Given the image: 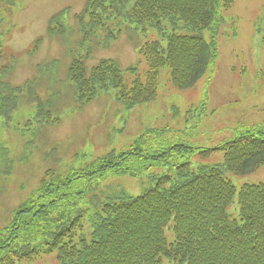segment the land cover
<instances>
[{"label":"trees","instance_id":"16d2710c","mask_svg":"<svg viewBox=\"0 0 264 264\" xmlns=\"http://www.w3.org/2000/svg\"><path fill=\"white\" fill-rule=\"evenodd\" d=\"M233 3L84 0L73 24L63 9L47 25L49 38L69 46L71 59L60 87L70 89L78 108L113 93L126 110L156 99L162 69L178 88H192L213 71L225 14ZM16 9L15 0H0V60ZM149 32L155 34L151 40ZM124 33L139 61L122 67L109 58L86 66L96 46L107 48ZM41 41L33 42L29 55L37 53ZM15 65L13 55L0 65V134L15 124L14 112L24 99L31 107L21 128L32 126L20 133L26 164L37 128L59 123L65 105L58 102L57 91L50 98L38 97L42 86L50 91L59 85L58 59L36 65L35 77L17 86L9 79ZM178 132L148 128L128 150L109 151L82 168L46 167L0 228V264H34L50 254L57 264H264V182L241 186L233 217L229 208L236 189L226 178L264 166V125L249 126L213 148L188 145ZM217 152L221 163L192 169L194 158ZM13 163L9 149L0 144V192ZM124 176L141 185L144 178L148 186L137 196L112 188L109 181Z\"/></svg>","mask_w":264,"mask_h":264},{"label":"rangeland","instance_id":"374dc122","mask_svg":"<svg viewBox=\"0 0 264 264\" xmlns=\"http://www.w3.org/2000/svg\"><path fill=\"white\" fill-rule=\"evenodd\" d=\"M15 2L17 9L11 26L5 30V55L0 65L8 63L10 56H15V70L9 79L13 86H17L35 77L36 65L58 59L60 67L56 81L59 85L52 86L50 91L42 86L38 97L50 98L52 91H57L61 95L57 100L65 107L59 123L37 128L26 164L24 139L20 133H25L32 126L21 128L31 107L24 99L20 100L13 115L18 130H14L15 124H11L10 129L1 132L0 144L9 149L14 163L5 190L0 192V228L8 213L35 189L46 167L59 164L61 170L82 168L109 151L119 153L128 150L134 139L148 128L179 130L180 141L194 147L213 148L235 138L249 126L264 125V0H234L225 14L213 75L206 72L194 87L181 89L170 81L167 70L162 69L156 99L130 111L113 100V93L78 108L73 104L70 89L60 87L71 57L66 56L69 46L48 37V20L59 11L68 9L69 21L73 24V16L80 12L84 0ZM154 37L155 34L149 32L148 39ZM38 39L42 41L37 53L29 55L28 50ZM75 41L72 38L71 45ZM135 51L124 33L107 48L96 46L86 66L91 68L101 59L109 58L118 60L122 67L134 65L139 61ZM140 70H146L143 63ZM204 100L206 105L201 110ZM173 112H176L174 116ZM50 150H54L51 155ZM221 161V152L210 153L201 159L194 158L191 166L194 169L197 164L212 165ZM226 178L238 192L244 184L264 182V166L246 176L227 174ZM113 184L118 190L133 196L140 195L148 186L144 178L141 185L139 180L127 176L113 179ZM229 213L236 217L237 194ZM166 237L171 241L170 234L166 233ZM52 255L43 256L36 264H55L56 258Z\"/></svg>","mask_w":264,"mask_h":264}]
</instances>
